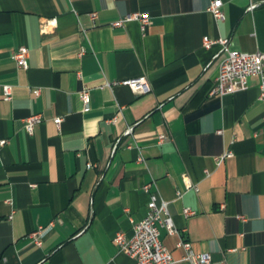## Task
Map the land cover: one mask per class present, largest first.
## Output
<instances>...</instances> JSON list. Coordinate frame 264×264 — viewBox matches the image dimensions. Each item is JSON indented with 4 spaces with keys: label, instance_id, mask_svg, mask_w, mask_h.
Instances as JSON below:
<instances>
[{
    "label": "crops",
    "instance_id": "0c3cea01",
    "mask_svg": "<svg viewBox=\"0 0 264 264\" xmlns=\"http://www.w3.org/2000/svg\"><path fill=\"white\" fill-rule=\"evenodd\" d=\"M212 1L0 0V264H135L114 237L133 235L151 192L169 201L178 233L160 237L175 264H191L180 241L210 264H264L260 78L210 95L220 46H203L204 36L222 37L264 53V0H222L224 20ZM134 12L150 15L144 30L112 26ZM20 46L26 69L12 57ZM142 77L146 93L124 84ZM34 114L43 121L28 134ZM226 151L233 156L218 164ZM51 223L34 245L29 235Z\"/></svg>",
    "mask_w": 264,
    "mask_h": 264
},
{
    "label": "built area",
    "instance_id": "2783aa9c",
    "mask_svg": "<svg viewBox=\"0 0 264 264\" xmlns=\"http://www.w3.org/2000/svg\"><path fill=\"white\" fill-rule=\"evenodd\" d=\"M222 0H213L209 6V11L213 17L217 20H224L225 13L222 9ZM97 13H92V18H96ZM137 21L140 23L141 29L144 30L150 23V15L144 12L129 13L123 17L112 22V26H122L127 22ZM219 45L220 50L215 55V59L219 61V72L216 78L215 84L210 89V95H225L230 93H236L242 91L248 87V79L253 76L260 78V93L259 99L264 102V53L255 52L247 53L234 48V42L230 38H216L213 39L209 36L203 37V46L210 49L213 45ZM29 49L26 46H20L13 53V59L16 60L17 65L21 68H28ZM84 53V49L81 51V55ZM136 93H146L150 90V87L145 78L130 79L124 82ZM4 99L9 100L11 98V86H3ZM39 89L37 94H39ZM80 97L84 104V112L90 111V91L88 88H83L80 91ZM264 119V117H263ZM117 117H113L112 121L115 122ZM43 121L41 114L30 115L25 119L24 126L28 134H33L35 126ZM54 122L59 126L62 122L60 117H56ZM131 131L129 128L126 134ZM222 133V130H218ZM160 141L165 139V135H160ZM115 145V148L118 145ZM8 143L7 139L0 138V149ZM233 154L230 151H226L217 157V163L221 164L226 159L232 157ZM143 159L140 158L139 161ZM93 165L87 164L88 168ZM208 174V171H206ZM153 186V182L144 185V190L150 192ZM197 187L193 183L187 185V189ZM182 191L177 192V196L181 197ZM185 215H193L194 210L189 208L184 209ZM53 223L48 227H39L37 230L29 235V239L36 246H42L44 236L52 228ZM165 228L169 234H177L173 218L169 211V201L161 198L157 192L150 193V201L148 203L147 215L133 225V235L127 237L124 233L119 232L114 237V242L117 244L121 251L127 253L134 259L135 264H175L176 261L173 258L169 249L163 244L160 237V229ZM179 246H182L186 250L185 259L191 264H210L212 257L209 253H200L192 250L191 243L189 241H180Z\"/></svg>",
    "mask_w": 264,
    "mask_h": 264
}]
</instances>
